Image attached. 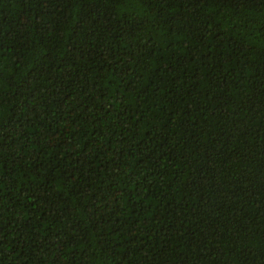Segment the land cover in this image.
Listing matches in <instances>:
<instances>
[{
	"label": "trees",
	"instance_id": "trees-1",
	"mask_svg": "<svg viewBox=\"0 0 264 264\" xmlns=\"http://www.w3.org/2000/svg\"><path fill=\"white\" fill-rule=\"evenodd\" d=\"M0 264H264V0H0Z\"/></svg>",
	"mask_w": 264,
	"mask_h": 264
}]
</instances>
